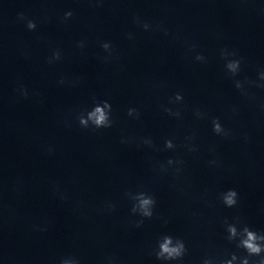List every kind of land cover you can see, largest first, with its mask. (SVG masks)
<instances>
[{
  "label": "clouds",
  "instance_id": "clouds-1",
  "mask_svg": "<svg viewBox=\"0 0 264 264\" xmlns=\"http://www.w3.org/2000/svg\"><path fill=\"white\" fill-rule=\"evenodd\" d=\"M96 6H100L102 0H95ZM73 13L67 11L64 13V21H68L72 17ZM18 20L26 21V27L29 31L36 29V22L32 19L27 18L23 13L18 14ZM134 22L143 28L144 31H162L165 35H168L167 29L163 27L162 24L151 25L146 21H143L139 16L134 18ZM131 34H129V39H131ZM78 47H85V42H78ZM102 49L108 54L104 59L107 61L113 55L114 49L109 42H103L101 44ZM195 45L189 46V51H193ZM220 58L224 61V68L226 74L233 80L235 88L240 92L242 96L253 97L250 95L248 89L250 87L262 88L264 89V69L258 73V78L256 80H250L247 77L243 79H238L242 71V58L238 57L236 51L224 48L220 52ZM61 59V53L59 50L53 51L52 55L48 59V63H54ZM194 59L201 63H207V58L203 54H196ZM65 81L62 79L59 83L63 84ZM20 94L27 97L28 92L21 86L18 89ZM184 100L182 93H176L173 97L168 100V105H182ZM168 105H161V110L167 115L175 117L177 119L181 118V108L177 107L175 110ZM235 112L236 110L233 109ZM129 117L139 119L140 113L135 108H129L127 111ZM195 115L199 119H204L207 113L197 110ZM78 123L82 128H111L113 126L112 118V105L107 101H95L91 110L82 111L78 117ZM212 131L215 135L221 137L231 136V131L226 129L219 121L218 118H213L211 120ZM195 134L185 137V143L183 147L189 152L194 153L198 149L194 144ZM128 141H122L125 143ZM140 143L146 145L149 148L155 150H174L176 145L173 143L172 139H166L164 141L163 149L157 148L155 143L150 137L140 138ZM210 164H216V161H210ZM185 161L183 159H173L169 158L165 162H160L153 167V171L157 175L168 174L171 172L172 176L179 180L184 171ZM126 197L132 201L131 214L133 216H139L141 219L134 221V226L139 228L142 226L144 220L151 219L154 216V210L156 207V197L146 191L140 190L137 192H127ZM61 199H66V197L61 196ZM220 200L223 205L227 208H233L238 205L239 194L235 189H228L220 193ZM115 209V205L108 204L105 210L111 211ZM167 224V221H165ZM225 230L227 232L226 239L229 242H235L238 249H242L246 255L238 256L236 253H232L230 259L221 260L219 264H264V232H257L250 228L247 224H243L240 217H235L234 222H228L227 219L224 220ZM153 253L157 261L161 264H180L187 254V247L183 239L178 237H173L172 235H162L156 243V247L153 249ZM253 257H258V259H252ZM59 264H80V260L75 256L62 257ZM105 264H118L117 258L115 256H110L105 259ZM202 264H214L213 259L206 258L202 261Z\"/></svg>",
  "mask_w": 264,
  "mask_h": 264
}]
</instances>
